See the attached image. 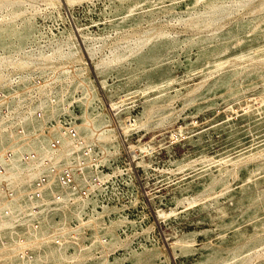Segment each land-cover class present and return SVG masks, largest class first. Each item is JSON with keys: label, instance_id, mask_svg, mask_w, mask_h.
<instances>
[{"label": "rangeland", "instance_id": "374dc122", "mask_svg": "<svg viewBox=\"0 0 264 264\" xmlns=\"http://www.w3.org/2000/svg\"><path fill=\"white\" fill-rule=\"evenodd\" d=\"M213 7L218 8L216 17L211 18L207 11ZM64 9L62 17L49 0H0V23L14 19L19 25L31 18L36 31L27 49L33 53L41 50L49 57L56 55L60 46L69 49L71 40L64 30L78 24L83 30L79 35L83 47L94 50L95 61L108 60L117 52L128 53L115 67L123 73L134 69L135 62L130 61L134 53L147 50V43L136 46L140 39L164 34L158 55L147 54L141 69L123 81L126 87L120 93L127 99L128 116L133 120H147L144 99L135 98L134 89L143 87L160 68L175 76L184 72L188 63L217 57L219 49L235 40L249 35L243 48L264 38L255 30L264 20V0H75L71 8L65 5ZM67 60L29 66L22 72L23 79L48 83L43 91L55 92L62 80H54V75L60 74ZM116 69L110 72L109 81L116 79ZM6 71L13 84L22 77L13 75L12 68ZM227 73L231 74L229 84L216 88L213 83ZM262 74L264 58H243L235 66L228 62L222 70L204 77L202 82L211 88L205 92L197 89V78L191 86L176 84L164 92L160 102L164 113L157 123L134 129L132 136L137 142L151 132L163 133L171 147L143 152L142 163L134 168L126 150L115 154L125 164L114 190L120 199L118 209L125 213L76 219L71 239L82 234V245L87 247L97 240L83 252V264L115 257L119 264H199L205 256L213 258L210 264L224 260L264 264V137H245L239 130L235 148L221 153L217 147L221 130L228 126L223 117L247 102L256 103L264 94ZM71 75L70 71L67 77ZM73 94L78 97L77 90ZM33 96L26 93V99ZM236 96L239 102L226 111L225 104ZM185 121L192 132L181 129ZM197 136L199 148L190 142ZM130 173L132 196L122 190ZM147 185L154 187L153 200L146 192ZM236 201L230 220L221 210ZM156 206L164 210V216L154 215ZM100 218L106 228L114 225V242L99 231ZM84 223L88 227H83ZM168 235L171 244H166ZM149 253L153 258L146 259Z\"/></svg>", "mask_w": 264, "mask_h": 264}, {"label": "bare ground", "instance_id": "6f19581e", "mask_svg": "<svg viewBox=\"0 0 264 264\" xmlns=\"http://www.w3.org/2000/svg\"><path fill=\"white\" fill-rule=\"evenodd\" d=\"M74 1L49 0V3L54 5L58 9L60 16L63 17L65 15L64 6L66 5L71 8ZM218 7H223V5ZM218 7L209 9L207 16L211 18L216 17V9ZM255 30L264 36V20ZM35 31L36 28L31 18H27L19 25H17L14 19L0 23V91L2 92V96L0 97L2 98L0 100V146L5 142L7 137L3 126L6 119L1 115V108L9 106L11 110H15L17 113L19 110L17 109L19 107L18 104L26 98L25 92L15 90V84L11 83L12 76L7 74L6 69L12 68L14 70L13 75H22V77L18 76L19 82L17 86L26 88L28 81L23 79L22 72L29 66L52 64V61L55 59L67 58L66 67H62L63 70L60 71V74L56 73L54 75V80L61 79L62 85L57 86L55 92L51 90L43 91L45 85L40 86L38 89L40 93L39 104L44 111L45 117H56L62 111L63 100L65 98L62 95L65 92L66 95H70L72 99L76 100L82 110L81 122L78 126L80 135L88 143L98 144L104 150L114 154V156L115 154L120 155L124 153L123 150H126L130 158L129 162L133 168L142 163L143 152L152 151L157 153L160 146H164L165 148L171 147L170 141L163 133L158 135L151 132L143 139L137 140V142L134 141L132 136L134 129L148 127L157 123V118L164 113V108L160 102H162L164 92L168 88L176 84H180L183 87L191 86V83L197 78V89L201 88V92H205L211 88L202 82L204 77L215 71L222 70L227 66L228 62H231L232 66H235L237 61L243 58H264V38L259 37L251 45L242 48V44L251 38L247 35L245 38L235 40L223 46L219 49L220 55L215 58L204 57L197 63H188L186 70L178 75H171L169 70L160 68L143 87L134 89L135 98L144 99L143 105L147 113V120H133L128 116L129 105L127 99L120 93L121 88L123 87L124 89L126 87V85H123V81L141 69V64L144 62L147 54L152 57L158 55L164 44V34L158 33L157 35L140 39L136 46L138 47L143 43H147V50L134 53L130 57V61L135 62L134 69L132 72L123 73L115 67L119 64L120 59L127 56L128 53L121 54L117 52L108 60L102 58L99 61H95L94 50L89 46L86 49L83 47L80 39V36L83 35V30L78 24L76 26H69L64 30V33L71 40L69 49L64 51L60 46L58 53L50 57L47 56L48 53L46 54L41 50L33 53L27 49V43L33 37ZM115 69L116 79L109 81L108 76ZM70 71L72 75L71 77H67ZM230 76L231 74L227 73L213 84L216 88L223 89L229 84ZM260 81L264 83V74L260 75ZM76 90L78 91L77 98L73 94ZM52 99L55 102H52ZM13 100L19 101L16 107H13ZM97 102L100 108L97 107ZM238 102L239 96L228 101L224 106L226 111H232L233 106ZM21 117L26 132H35V136L32 138V146L40 153L48 152V138L44 134L36 132L39 130L41 123L32 113V110L23 113ZM223 119L225 125L227 124L228 126L221 130L220 139L217 142V147L221 153L233 149L238 145L236 134L239 130L244 131L245 137L252 135L264 137V94L257 99L256 103L247 102L244 105H240L229 115L226 114ZM240 123L243 124L240 126ZM183 128L188 132L193 131L188 121L183 123L181 129ZM190 142L194 147H200L199 136L195 140L191 139ZM79 156L80 151L78 148L67 142L56 153L55 161L57 163H66L72 159H77ZM6 170L4 174H0V195L2 186L12 189L27 188L36 175L32 166L21 160L19 156H16L6 164ZM248 179L250 180L251 177ZM146 192L149 198L153 200L155 197L154 187L147 185ZM237 204V201L228 203L222 207L221 212L228 216V219L233 220L234 214L232 211L237 208ZM81 207L82 203L78 200L72 206H68L64 202L46 201L41 205L38 214L35 215L30 210L26 198L11 201L8 206V212L4 213L3 218L0 220V264H83L81 261L83 252L96 245L97 240L91 241L89 247L84 246L82 245V234L63 242L60 246L55 245L47 239L34 248L33 258L31 259H26L16 254L7 255L4 253L14 243L19 234L31 233L30 223L33 218H36L40 223L41 228L39 233L47 235L54 225L64 226L70 217L74 215L78 218L77 215H79ZM153 208L156 217L165 215L164 210L160 206ZM102 223L100 218L98 223L99 231L107 233L111 243L114 242L116 240L114 225L106 228ZM90 233L93 235L94 229L90 228ZM167 243H172L170 235L167 237ZM151 258H153V254L149 253L146 259ZM212 260L211 256H205L200 259L199 264H210ZM99 263L119 264V259L115 257L112 260H104ZM221 264L231 263L228 260H224Z\"/></svg>", "mask_w": 264, "mask_h": 264}, {"label": "built area", "instance_id": "2783aa9c", "mask_svg": "<svg viewBox=\"0 0 264 264\" xmlns=\"http://www.w3.org/2000/svg\"><path fill=\"white\" fill-rule=\"evenodd\" d=\"M18 79V78H17ZM16 80L15 85H18ZM48 83L27 82L26 88L16 86V91L33 93V97L19 101L13 100L19 109L16 113L9 106L1 108V115L6 119L4 130L7 135L5 142L0 146V174H4L6 164L16 156L32 166L36 172L30 186L22 189H12L7 186L1 187L0 195V220L4 213L8 212L11 201H18L26 198L30 210L37 215L41 205L46 201L64 202L72 206L76 200L82 203L78 219L82 221L93 216H119L125 213L118 209L119 197L114 195L117 177H122L124 162L119 156L109 153L102 146L88 143L80 135L78 126L81 122L82 110L75 99L66 95L63 100V109L56 117L46 118L40 106L39 87ZM65 93V92H64ZM2 92L0 91V97ZM2 98H0L1 100ZM13 99V98H11ZM52 102H55L52 99ZM32 110V113L40 121L38 133L48 138V152L40 153L32 146V138L35 132H26L21 116L23 113ZM71 143L78 148L80 156L66 163H57L55 155L65 143ZM130 174H126V177ZM132 177V176H131ZM124 182L123 188L129 196H132L133 183ZM57 185V187H55ZM131 201V198H130ZM77 217H70L63 225H54L47 235H41L40 223L33 218L30 223L31 233H21L4 253L16 254L26 259L33 258L34 248L45 240L52 241L60 246L63 242L69 241L72 237ZM87 226L85 223L83 227Z\"/></svg>", "mask_w": 264, "mask_h": 264}]
</instances>
